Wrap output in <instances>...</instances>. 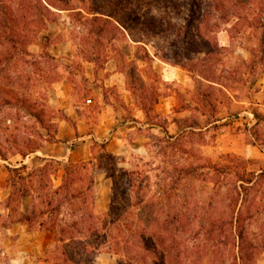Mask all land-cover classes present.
I'll list each match as a JSON object with an SVG mask.
<instances>
[{
  "label": "trees",
  "instance_id": "1",
  "mask_svg": "<svg viewBox=\"0 0 264 264\" xmlns=\"http://www.w3.org/2000/svg\"><path fill=\"white\" fill-rule=\"evenodd\" d=\"M79 3L75 7L72 0H0V83H6L0 84V101L17 107L24 119L21 130L15 128L16 135L4 140L8 147H0L1 160L8 161L15 155L22 159L15 165H5L8 195L0 202V231L18 223L28 231L51 232L54 246L43 260L51 264H94L100 253L116 256V264H178L192 248L209 250L210 255L222 246L230 249V264H255L264 250V238L262 230H252L250 225L264 219V165L252 169L257 162L235 155H225L222 160L183 158L184 135L170 134L158 120L156 104L166 95L160 88L166 82L153 68L156 54H150L147 45L148 39L160 36L170 26L178 38L183 36L187 50L190 46L198 48L196 53L202 55L198 60L206 63L214 47H228L216 40L212 43L205 31L227 25L225 31L233 40L250 29L256 42L247 49L248 62L242 59L233 66L229 77L214 67L197 74L208 87L230 100L235 87L232 81L226 83L228 78L241 84L242 67L255 69L264 62V0H109L106 6L102 0ZM165 3L176 9L178 19L165 18ZM60 11L84 26L85 34L79 39L84 55L94 50V43L103 48V41L117 36L135 43L137 49L131 61L127 62L126 52L117 48L113 51L122 63L120 72L127 77L126 89L142 111L144 123L161 133L144 144L150 159L138 156L131 168L120 166L125 158L109 152L106 140L92 138L91 158L87 161L60 166L50 159L36 167L23 163L45 141H59L53 123L56 115L66 119L77 135L74 123L47 105V86L60 79L52 69L44 68L58 60L47 51L49 35L41 53L28 50ZM201 26H205L204 31ZM131 31L144 40L131 39ZM83 59L94 65L97 60L90 54ZM26 75L34 79V96L31 88L20 84ZM109 89L114 90L103 88L105 102ZM198 97V107H210L212 115L217 113L210 95L202 92ZM248 111L253 121L244 122L241 130L249 144L264 152V112L252 108ZM157 158L159 163L155 164ZM59 169L61 180L55 186L53 179ZM98 175L110 181L109 205L103 212L96 210ZM199 181L208 184L211 203L186 206V199L196 196L193 191L187 194L186 187ZM24 198H29V203L22 211ZM10 259L0 239V264H10Z\"/></svg>",
  "mask_w": 264,
  "mask_h": 264
},
{
  "label": "rangeland",
  "instance_id": "2",
  "mask_svg": "<svg viewBox=\"0 0 264 264\" xmlns=\"http://www.w3.org/2000/svg\"><path fill=\"white\" fill-rule=\"evenodd\" d=\"M108 1L102 0V4L106 6V4H109ZM72 4L75 7L80 6L79 0H72ZM163 10L166 12L164 16L167 20L174 21L178 19L179 15L176 9L171 7L170 4L165 3ZM52 18L54 22L48 23L47 31H41L34 43L29 45L28 50L32 54L41 53L42 45L47 41L48 34L49 47L60 44L70 51L69 55L57 57V61L44 65V68L52 69L60 79L67 77L71 85H73L77 102H81L83 96H89L81 79L83 63H85L83 58L87 54H90L93 58L96 57L94 68L98 75L95 81L99 80L101 82L108 77L110 74L108 70L111 68L122 73L120 72L122 63L117 60L113 48H117L123 53L126 52L128 54L126 57L127 62L133 60V54H135L137 49L135 43L128 38L121 40L118 36L110 41H103V48L96 46V43H94V50L84 55L85 51L79 40L85 34L84 26L69 17L66 11H60L59 14L52 16ZM179 20L182 19L179 18ZM208 23L212 22L209 21ZM204 28L205 26H201L202 30ZM225 28H228V26L221 25L218 29L213 28V32L205 31V37L209 38L212 43L216 40L218 44L228 47L227 50H218L214 47L210 50V60L206 61V63L198 60L202 57V55L196 53L198 48L190 46L189 50H187V47L182 42L183 36L178 38V34L170 26L160 36L148 39L147 48L150 54H156L153 58L152 66L166 82V84L160 85L161 90L166 95L160 98L156 104V111L159 114L158 120L165 124L170 134L175 135L181 132L184 135L182 139L183 158L222 160L225 155H235L257 162L251 166L252 169H257L264 165V152L249 144L245 133L241 129L244 122L251 123L253 121V116L248 111L250 108L264 112V62L256 66L255 69L251 66L242 67L241 84L228 78L226 83L230 84L232 81V85L235 87L233 91L235 93L231 92V94L236 95L232 96L230 100L220 92L208 87L206 85L208 83L197 75L198 71L208 70L209 67L213 69L214 67L218 73L229 77V71L233 66L239 64L242 59L248 62L250 55L247 49L253 48L256 42L255 34L250 29H246L244 33L238 34L232 40ZM131 32V39L144 40V37H141L139 33ZM138 53L142 54V50H138ZM106 56L107 58H105ZM27 60H31V58L28 57ZM106 61L108 62L107 64H105ZM134 71L136 72L134 76H136L138 72ZM122 74L124 77L123 81L127 85V77L124 73ZM114 80L113 78L112 81ZM101 82L98 84H101ZM109 82L107 80V83ZM0 84L3 86L6 83L2 82ZM20 84L26 89L31 88L32 93L30 94L35 95L33 77L26 75L21 79ZM47 87L49 89L50 85ZM202 92L210 95L211 102L216 105L217 113L212 115V108L210 107H198L197 97ZM107 98L115 104V107L100 109L99 106L95 105L86 111L90 113V127L97 126L101 121L102 113L115 116V118L119 119L118 123H122L129 118L131 120L137 119L138 124H130V126H134V129L127 132L125 136L128 152L124 156L125 163L120 164V166L131 168L136 164L138 156L150 159L147 156V149L144 148V144L149 142L155 135H160V131L156 128L149 129L148 125L144 123V115L137 112L133 107L127 108L123 106V93L119 92V90L114 89L112 91L109 89ZM184 108L185 110L179 111ZM201 113H204V115ZM23 120L22 113L17 107L12 104L4 105L0 101V147L4 148V150L8 147L4 140L16 135L15 128L21 130L20 127ZM137 134L141 135L142 141L133 143ZM130 143L140 147H130ZM159 159L157 158L153 162L158 164ZM13 160H15V157L10 158V162H13ZM33 163L38 164L39 160L33 158ZM2 166H4V162L0 159V168L4 171L5 168ZM96 182V210L98 212L106 211L110 198V182L103 175H98ZM191 187H193L192 190H188ZM186 190L187 194H191L193 191L196 195L186 199V206H206L211 203L208 184L199 181L193 186L188 185ZM26 200L28 201V199ZM260 226L263 228L259 230L258 227ZM250 227L252 230H258V232L262 230V237L264 238V219L251 223ZM8 237L6 243L3 242L1 244H3L5 252L11 258L10 264H40L39 256L41 255L44 242H38L37 239L16 241L15 238L13 239L14 236ZM40 239L44 240L41 237ZM37 249L39 251H35ZM101 256L97 264H109L110 260H116V257H112V255L102 254ZM231 258L228 246H222L221 250L213 251L210 255L209 250L203 252L200 247H195L190 252L184 253V256L179 258L178 264H188L190 261L192 264H230ZM255 264H264V250L258 255Z\"/></svg>",
  "mask_w": 264,
  "mask_h": 264
},
{
  "label": "crops",
  "instance_id": "3",
  "mask_svg": "<svg viewBox=\"0 0 264 264\" xmlns=\"http://www.w3.org/2000/svg\"><path fill=\"white\" fill-rule=\"evenodd\" d=\"M47 51L55 57H62L63 55H69L70 53L66 47H62L60 44L51 45L47 48ZM107 63L108 62L106 61L105 64ZM94 67L95 65L93 63L87 61L83 63L82 76L84 77L85 81L82 79V76L81 79L85 84V91L89 94V96H83L81 102L76 101L75 90L73 89V85H71L67 77H63L57 82L52 83L50 88L47 90L48 107L54 110L57 114L61 113L68 120L72 121L74 123L77 135L74 128L66 119L56 115L55 119H53V123L56 125L55 138L59 141H45L35 153L30 154L23 160L24 164L29 167H36L42 164V160L44 162L53 159L57 161L60 166H62L66 162L77 163L87 161L91 158L90 145L92 138L97 141L106 140V149L116 156L124 157L128 152V147L125 144V136L127 132L134 129V126H130V124H138L137 119L136 121H133V119L131 120L129 118L122 123H118L119 119L115 118V116L102 113L101 121L97 124V126L90 127V113L86 111L95 105L99 106L100 109L115 107V104H113L111 100L108 99L105 102L103 99V88L112 87L123 93V106L127 108L133 107L142 115L143 113L135 106L130 92L126 89L122 73L114 71V69L111 68L108 70L110 74L107 78H105L102 82L99 80L95 81L98 73ZM104 71L107 72L106 69H104ZM113 78L115 79L114 81H112ZM107 80L110 82L107 83ZM100 82L101 84H98ZM140 141H142L141 135H135L133 143H140ZM129 146H135L138 148L140 147L139 145H133L132 143H130ZM11 157H15L13 162H10ZM11 157L8 159V161L2 160L4 162V166H2L3 168H5V165H15L17 162L22 160L19 155ZM33 158H37L39 163L34 164ZM6 175V169L2 171V168H0V202L4 201L8 195V190L4 187ZM61 175L62 170L59 169L53 179L55 186L60 184ZM26 199H28V201ZM28 203L29 198H24L21 204L22 211L26 210ZM8 236H14L13 239L15 238L16 241L37 239L38 242H44L41 249V255L39 256V262L40 264H51L50 262L43 261L45 258H47L49 252L54 246V236L51 232L28 231L24 225L14 223L10 228L0 231L1 243H6L7 238H9ZM40 237L44 240L42 241ZM35 251H39V249ZM102 254L107 256L111 255L108 253L98 254L94 259V264L98 263V259ZM113 256L114 255H112V257ZM116 261L117 257L115 261L110 260L109 264H116Z\"/></svg>",
  "mask_w": 264,
  "mask_h": 264
}]
</instances>
